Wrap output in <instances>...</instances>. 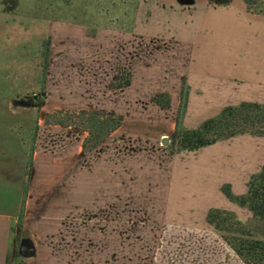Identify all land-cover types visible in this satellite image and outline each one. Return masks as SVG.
I'll use <instances>...</instances> for the list:
<instances>
[{
  "label": "rangeland",
  "instance_id": "374dc122",
  "mask_svg": "<svg viewBox=\"0 0 264 264\" xmlns=\"http://www.w3.org/2000/svg\"><path fill=\"white\" fill-rule=\"evenodd\" d=\"M216 1L0 0V205L20 201L24 210L34 152L42 163L44 155L66 150L67 140L76 187L73 218H56L63 224L50 238L56 224L42 225V241L23 230L22 239L35 247L33 258L19 255L15 237L9 264H194V256H210L215 243L190 238L186 228H206L211 209L233 213L264 238V220L221 192L230 185L235 197L246 193L251 176L264 167V137L241 135L189 154L172 148L183 95L181 130L229 106L264 105L263 87H243L235 73L215 72L220 59L211 61L264 46L261 35H243L238 18H231L242 14L263 25L264 1L229 10ZM52 24L59 25L51 33ZM252 26L260 24L249 21ZM121 70L130 86L110 90ZM164 94L167 108L153 102ZM82 109L124 120L87 156L80 153L85 134L44 121L56 110ZM118 181L123 189L116 195ZM86 184L88 204L81 193Z\"/></svg>",
  "mask_w": 264,
  "mask_h": 264
},
{
  "label": "trees",
  "instance_id": "16d2710c",
  "mask_svg": "<svg viewBox=\"0 0 264 264\" xmlns=\"http://www.w3.org/2000/svg\"><path fill=\"white\" fill-rule=\"evenodd\" d=\"M217 2L218 0L216 4ZM230 2L231 0H222L221 4L227 6ZM244 3L247 8H251L261 4V1L244 0ZM44 55L47 56L45 52ZM129 86V73L121 70L113 78L109 89L119 90ZM153 102L162 108H167L169 105L168 96L165 94L154 97ZM185 104L186 99L183 95L180 115L177 118L176 130L172 139V148L175 154L195 153L221 141L241 135L264 137V105L241 103L237 106H229L223 109L217 117L205 120L197 128L181 130V115ZM42 105L43 100H40L36 107L40 109ZM44 121L46 125L71 129L85 134L81 144V154L85 156L96 151L122 127L124 122L122 116L113 112L86 109L78 111L56 110L46 114ZM31 165L30 161L26 175L27 183L31 176ZM221 192L230 201L247 209L254 218L264 220V167L258 174L251 176L243 196L235 197L231 193L230 185H223ZM206 221L244 264H264V238L252 232L233 213L211 209L207 213ZM22 224L23 210L16 226V241L22 240Z\"/></svg>",
  "mask_w": 264,
  "mask_h": 264
},
{
  "label": "crops",
  "instance_id": "0c3cea01",
  "mask_svg": "<svg viewBox=\"0 0 264 264\" xmlns=\"http://www.w3.org/2000/svg\"><path fill=\"white\" fill-rule=\"evenodd\" d=\"M239 2L244 3V0H231L230 4L227 7L225 6V8L228 10L232 9L233 7H235V5H238ZM237 15L233 14L231 18L233 20H236L238 18L239 23L245 29H243V35L248 36L249 34L250 36V34H257L261 35L264 38V18H261V21H263V25H261V22H259V20L257 19L255 20L254 18H247L242 14ZM249 21H252L253 24L256 23V25L260 24V27L258 26V28L257 26H252L250 31V27H247V23ZM53 25L59 24H52L50 26L51 33L53 30L57 29ZM62 26L63 27L61 28V31L64 33L68 29L64 26V24H62ZM246 31H249L247 32L248 34L246 33ZM235 32H237V37H240L238 36V34L241 35L240 31H237L236 29ZM245 45L246 47H248L246 43ZM232 52H229V54L221 53L219 56L216 55L215 60H211L212 62L216 61L218 63V60L220 59L219 61L221 66L216 68L217 70L215 69V72L235 73V75L232 74V78H235L239 82H243V84L239 83L240 85H243V87L264 88V46L259 47L258 45L246 50L244 49L242 53L236 51L233 52V54H230ZM239 54L241 55V57L238 56ZM69 142L71 141L67 140L66 142H64L66 150H63L61 154H58L57 156H54L53 153H50L49 156L44 155V161L42 163H40L41 158L40 155L37 154V152H34L33 155L34 164H32L31 176L27 184V192H25L26 195L24 200L22 226L24 232H30L31 236L35 234V236L40 241H42L41 239L43 238H40L39 235L45 234L42 225H50L51 223L56 224L52 229H50L49 234H47V236L45 235L46 237L49 236L50 238L53 236V234L59 232L60 224H63L64 221H69L68 218H73L74 216L76 197L75 162L74 154L71 153V150H69ZM3 155L5 156V154ZM2 163L3 164L0 163V175L2 174L1 171L3 172L4 170L5 172L4 161ZM40 173H42V176L40 175ZM26 175L27 172L25 173V176ZM117 189L120 193L122 192L123 184L120 181L115 183L114 192H116V195ZM81 193L82 197L83 195H86L85 202H87L88 204L91 199L90 185L86 184V186H83ZM85 202H83V205H85ZM0 206V264H9L12 253L13 240L16 237L17 233L16 226L18 224V219L22 211V204L19 201V203L14 207L13 205L11 207L6 206V203ZM56 218L58 219V221L63 220V222H56ZM186 229L188 230H186V232L190 234L189 237L192 239L203 240V242L200 241L203 244H207L206 239L209 240V243H215V247L211 245L212 248L211 246H209V250L207 251L208 254L211 252V255L201 258L198 256H194V264H244L223 241L220 235H218L213 230L211 226L208 225L206 228L193 227L192 229ZM197 233L202 234H199L200 236H195L194 234Z\"/></svg>",
  "mask_w": 264,
  "mask_h": 264
},
{
  "label": "water",
  "instance_id": "95a60500",
  "mask_svg": "<svg viewBox=\"0 0 264 264\" xmlns=\"http://www.w3.org/2000/svg\"><path fill=\"white\" fill-rule=\"evenodd\" d=\"M164 143H168V139L165 138ZM21 249L19 250V254L25 257H32L34 253V248L32 244L28 240H23ZM28 242V243H25Z\"/></svg>",
  "mask_w": 264,
  "mask_h": 264
},
{
  "label": "flooded vegetation",
  "instance_id": "af4514ba",
  "mask_svg": "<svg viewBox=\"0 0 264 264\" xmlns=\"http://www.w3.org/2000/svg\"><path fill=\"white\" fill-rule=\"evenodd\" d=\"M22 242H24L23 239L22 240H19V242H18V247H17L18 248V252L21 249ZM25 243H28V242H25Z\"/></svg>",
  "mask_w": 264,
  "mask_h": 264
}]
</instances>
